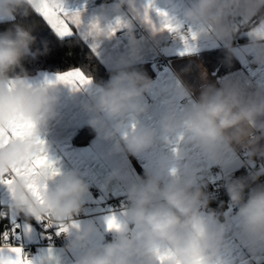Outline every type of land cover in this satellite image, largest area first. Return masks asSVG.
Masks as SVG:
<instances>
[{
  "label": "clouds",
  "instance_id": "clouds-1",
  "mask_svg": "<svg viewBox=\"0 0 264 264\" xmlns=\"http://www.w3.org/2000/svg\"><path fill=\"white\" fill-rule=\"evenodd\" d=\"M64 3V0H62ZM136 0H114L113 11L133 7ZM35 11L29 0H0V22L27 17ZM183 19L206 40L222 41L229 56L234 54L231 40L242 28L251 32V45L256 50L253 62L264 64V0H192L183 12ZM92 32L97 37L110 35V25L104 17L94 20ZM129 54L120 60L112 77L89 97L82 107L91 118L89 126L95 134L112 142L114 153L140 155L157 142V130L139 123L147 115L146 93L152 81L134 65L141 59L139 41L130 25H126ZM184 35L180 28L173 32ZM36 37L30 26L13 24L0 32V129H7L18 117L35 125L34 136L13 140L0 148V173L13 180L10 192L18 215L38 217L49 225H66L82 211L87 184L75 174H68L49 188L52 176L45 173L39 179L43 203H38L28 191L27 181L14 176V166H25L30 157L41 151L36 143L42 129L55 118L60 89L54 85L29 87L26 75H16L23 69V61L32 54ZM39 51V50H38ZM17 83L9 89V81ZM176 98L188 101L189 106L177 112L175 101L168 104L159 120V137L184 134L186 143L205 153L214 163L224 165L225 156H235L247 149L250 161L264 158V123L254 139L256 122L264 117V90L248 98L231 87L206 85L195 100L187 86L177 85ZM134 125V127H133ZM44 150L47 151L45 145ZM171 166L167 158L157 164V171H149L146 178L134 183L127 191V220L129 227L115 229L111 242L99 248H89L76 264H162L160 256L170 253L163 264H219L224 225L214 214L207 219L201 215L209 199L204 181L198 180L195 169L182 175L173 174L165 180ZM261 172L232 179L225 184L229 200L238 209L240 227L253 249L264 245V183H258ZM95 229L87 226L69 239L67 248L85 244ZM138 234V235H137Z\"/></svg>",
  "mask_w": 264,
  "mask_h": 264
},
{
  "label": "crops",
  "instance_id": "crops-1",
  "mask_svg": "<svg viewBox=\"0 0 264 264\" xmlns=\"http://www.w3.org/2000/svg\"><path fill=\"white\" fill-rule=\"evenodd\" d=\"M150 2L152 6L148 7ZM191 2L192 0H136L133 7L125 6L120 12H115L112 8L114 0H64L66 10L80 13L81 24L79 27L73 26L72 35L81 37L108 69H117L120 60L129 54L127 35L118 34L127 29L126 25L131 26L139 41L141 56L135 65L150 63L156 71L151 79L153 82L151 91L145 95L149 105L148 113L140 117L138 122L156 129L158 135L156 145L140 155L114 153L112 142L99 138L95 133L88 142L76 143L74 141L76 135L84 127L89 126L88 121L91 118V113L86 112L82 105L103 85L80 68L69 70H81L90 77V84L73 87L71 84L57 81L58 75L69 70L39 69L26 74L27 83L33 88L54 85L60 89L59 103L55 107L56 116L42 129L41 135L47 154L58 169V175L52 177L48 187L54 188L68 174H75L88 187L82 206L84 215L79 217L75 215L65 225L68 241L84 227L90 225L95 229L85 244L75 248L41 245L39 242L43 234L38 228L41 220L18 215L11 192L6 185L0 184V212L7 214L0 217V234L15 228L14 237L21 242L13 246L21 247L22 250L27 245L31 246L33 257L28 260H31L32 264H76L79 256L89 248H99L111 242L116 231L109 229V218L115 217L121 227H129L127 208L114 210L115 205L121 199L127 198L128 189L134 183L145 179L146 173L157 171V164L162 158L166 157L171 166L165 180L173 174L182 175L192 169L198 172V180H203L204 183L221 178L236 179L245 161L264 173V158H254L250 161L247 149L239 150L235 156H225L228 162L220 165L214 163L195 146L186 143L183 133L163 139L159 137V120L168 104L175 101L178 113L189 106L188 101L179 100L174 96L173 90L177 85L191 89L192 100L199 97L206 85L234 88L242 98H248L258 90H264V64L255 62V65L252 64L256 50L251 45V32L247 28L239 30L231 40L239 66L221 75L215 74L208 67L206 56L217 50L226 49L225 44L222 41L206 40L198 35L195 40L191 39L189 32L196 33V29L183 19V12ZM146 9L148 19L152 23L145 19ZM158 10L166 13L167 18L173 23L179 24L180 30L188 28L184 35L189 36L188 43L193 50H186L185 43L180 37L171 39L172 32L163 27L165 18L159 15ZM101 16L104 17L105 24L115 29L114 33L107 37H97L91 30L92 22ZM118 21L121 26H117ZM167 42L168 45L164 47ZM161 48L170 58V65L166 66L165 70L158 71L154 61L157 49ZM261 48H264V43L261 44ZM19 76L23 78L25 75ZM260 123H264V117L256 122L253 139L261 135L258 131ZM259 143L264 145V137ZM88 181L97 186L98 195L92 193ZM213 214L225 229L219 264L264 262V245L253 249L251 242L241 231L238 209H227L221 216L209 204L206 208H201V215L206 219ZM60 225L55 224L57 230L60 229Z\"/></svg>",
  "mask_w": 264,
  "mask_h": 264
},
{
  "label": "snow or ice",
  "instance_id": "snow-or-ice-1",
  "mask_svg": "<svg viewBox=\"0 0 264 264\" xmlns=\"http://www.w3.org/2000/svg\"><path fill=\"white\" fill-rule=\"evenodd\" d=\"M33 4L34 10L51 27L57 35L64 37L70 36L73 33V26L79 27L81 24L80 13L69 12L66 10L62 0H29ZM151 2L148 7H151ZM159 12V10H158ZM159 15L165 18L163 27L170 32H175L180 28L179 24L173 23L167 18V14L164 12H159ZM145 19L149 23H152L148 19L147 9L145 10ZM117 26H121L120 22H117ZM95 25H91V28H95ZM115 29H110V34L114 33ZM192 40H195L197 34L195 32H189ZM180 39L184 41L186 50H193L188 43L189 36L181 35ZM57 81L66 84H71L73 87L85 86L91 83L90 77L86 76L81 70L73 69L69 70L65 74L58 75ZM15 80L9 81V89L16 84ZM51 83V82H49ZM31 87L30 85H28ZM35 125L30 120H25L22 117H18L10 122L7 129H0V148L6 147L13 140H26L31 139L34 136ZM36 143L41 146V151L30 157L28 163L25 166H14L11 172L14 176L23 177L27 181L28 191L32 194L38 203H43L41 196L42 190L46 186H41L39 184V179L42 175L47 173L50 176L58 175V169L55 167V162L51 160L44 150V141L37 139ZM13 180L7 176L5 173H0V184L6 185L10 191V186ZM7 215L4 212H0V217ZM15 212L13 211V216ZM42 220L41 218H37ZM48 226H52L49 225ZM109 229H119L121 225L116 220L115 217H111L108 220ZM60 231H66L67 226L60 225ZM15 235V228L11 231H5L0 234V264H32L31 260H28L24 254L21 247L13 246L9 241ZM170 253H165L160 256V260L163 261Z\"/></svg>",
  "mask_w": 264,
  "mask_h": 264
},
{
  "label": "trees",
  "instance_id": "trees-1",
  "mask_svg": "<svg viewBox=\"0 0 264 264\" xmlns=\"http://www.w3.org/2000/svg\"><path fill=\"white\" fill-rule=\"evenodd\" d=\"M16 23L30 26L36 37L32 54L22 62L23 69H17L16 75L30 74L39 69L65 71L80 68L88 76L93 77L97 83L104 85L116 71V69H108L81 37L78 35L68 37L57 35L43 17L35 11L27 17L17 16L13 21L0 22V32H5ZM206 57L205 61L208 67L217 75L239 66L236 56L234 54L229 56L226 49L217 50ZM134 67L145 73L150 79L156 74L154 66L150 63L134 65ZM94 133L90 126H86L78 132L74 141L76 143L88 142ZM238 176H242L241 171ZM226 196L228 197V195ZM227 197L220 200L209 199V205L221 216L227 209H237L229 206ZM260 264H264V262Z\"/></svg>",
  "mask_w": 264,
  "mask_h": 264
},
{
  "label": "built area",
  "instance_id": "built-area-1",
  "mask_svg": "<svg viewBox=\"0 0 264 264\" xmlns=\"http://www.w3.org/2000/svg\"><path fill=\"white\" fill-rule=\"evenodd\" d=\"M126 30H122L121 32H119V36H123L126 35ZM141 31V30H138ZM134 32V31H133ZM137 32V31H136ZM181 32L183 33H187L188 32V28L184 27L181 29ZM135 33V32H134ZM177 36H175L173 34V32L171 33V39L176 38ZM168 45V42L164 44V47ZM155 67L158 71H163L165 70L166 66L170 65V58L167 57L165 55V53L163 52V49H157V57L155 58ZM253 65H255V63H252ZM256 158H260V157H256ZM241 174L242 176L240 177H247L248 175H250L252 172L258 171L254 166H252L249 162L245 161L243 167L241 168ZM232 179L229 178H221L219 180H215V181H208L204 183V191L208 197V199H224L227 196V192L225 189V184L230 181ZM258 183H264V173H262V175L260 176V180L258 181ZM88 184L90 185V189L92 191L93 194L98 195L99 194V189L97 188V186H95L94 184H91L90 181H88ZM227 201L228 204L231 208H235V206H233L229 200V197H227ZM128 206V200L127 198H123L121 199L116 205L114 210H123L126 209ZM84 212L83 210L77 215L79 216H83ZM39 231L42 232L43 236L40 240V244L41 245H48V244H52V245H57V246H61V247H66V245L68 244V238H67V234L65 231H59L56 229L55 224L52 226H48V223L44 220H41L39 223ZM12 245H16V244H20V240L16 237H12L11 240L9 241ZM23 254L27 259H31L33 257V250L31 248V246L29 247V245L23 247Z\"/></svg>",
  "mask_w": 264,
  "mask_h": 264
}]
</instances>
